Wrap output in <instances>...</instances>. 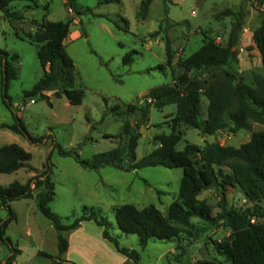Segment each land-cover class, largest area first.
<instances>
[{"label": "rangeland", "instance_id": "374dc122", "mask_svg": "<svg viewBox=\"0 0 264 264\" xmlns=\"http://www.w3.org/2000/svg\"><path fill=\"white\" fill-rule=\"evenodd\" d=\"M68 1L37 0L35 8H29L25 2H14L11 6L25 16L22 23L9 22L0 11V49L11 56H19L17 78L10 81L8 96L29 134L34 138H43L40 143L34 144L28 138L0 129V147L16 144L32 155L29 163L32 169L0 174V186L6 187L14 182L26 184L50 168L56 194L50 209L63 224L71 225L85 211L93 209L109 221V232L118 238L122 247L139 254V264H229L215 249V243L223 242L231 235L227 225L214 226L193 218L189 226L181 227L179 241L152 239L146 247L140 246L137 235H127L119 229L116 209L123 205H134L138 209L153 205L167 216L170 205L179 199L182 169L150 167L125 171L104 166L91 170L83 168L75 154L82 160L90 161L96 154L124 144L128 139L126 130L130 135H139L137 161L158 147L154 138L173 132L177 106L152 107L146 120H143L141 111L128 113L127 106H142L152 89L165 84L174 85L183 73L181 61L197 52L205 39H214L226 46L235 22L233 16L218 18L226 10L242 14L239 39L233 49L238 58V64L233 66L237 78L252 84L255 77H264L261 55L254 42V33L264 17L260 1L152 0L144 19L139 13L146 0H112L102 5L99 3L104 0H75L82 11L91 8L94 15L76 14ZM69 19L73 23L65 45L76 66L78 84L85 92L82 104L73 106L64 95L56 97L48 93L50 103L35 99L34 103L28 100L25 105L24 93L34 88L44 71L39 63L37 44L21 40L16 32L24 30L36 35L43 23ZM167 39L173 49L170 66L166 58ZM131 51H136L137 55L133 63L125 65L123 58ZM226 69L229 70V67ZM221 73L222 70H218L214 75ZM192 77L201 83L212 81V74L208 73L193 74ZM207 105L208 101L203 97L204 114ZM117 106L118 116L111 111ZM12 122V113L3 104L0 72V124ZM263 130L264 125L252 123L250 130L202 136L197 130L176 127V131L182 133L177 150L183 151L187 144L204 147L214 142L239 148L251 140L253 133ZM61 151L72 154L64 156ZM215 169L217 172L222 169L224 174L231 173L227 167ZM222 193L230 209L245 210L251 206L239 188L225 186L221 192L212 187L204 191L199 200L213 208L214 216L222 212ZM9 206L16 220L8 225L6 237L21 250L17 255L19 264H54L58 257L61 258L58 254V232L38 210L35 201L22 199L11 202ZM9 217V208L0 201V225ZM90 224L101 233V237L96 230L87 233L92 241L91 249L97 255L91 262L118 264L120 255L116 253L115 246L109 241L106 243L115 252L112 253L98 242L103 236V228L94 222ZM11 250V246L0 244V262L11 255ZM182 252L185 255L179 262L177 255ZM128 264L135 263L130 260Z\"/></svg>", "mask_w": 264, "mask_h": 264}, {"label": "trees", "instance_id": "16d2710c", "mask_svg": "<svg viewBox=\"0 0 264 264\" xmlns=\"http://www.w3.org/2000/svg\"><path fill=\"white\" fill-rule=\"evenodd\" d=\"M111 1L104 0L99 5ZM259 1L261 4L262 0ZM14 2H25L29 8L38 6L37 0H0V11L11 23L25 21L24 14L11 6ZM151 3L152 0L143 2L139 13L142 19L146 18ZM68 4L78 15L82 13L94 15L91 8L82 11L75 0H69ZM231 16L235 22L226 46L217 44L214 39H205L197 52L181 61L183 73L177 77L174 85L165 84L152 89L142 106L133 104L127 106L128 113L141 111L143 120L148 118L152 107L163 109L170 105L177 106L173 132L169 135L160 134L154 138L158 147L137 161L139 135H130L126 130L128 139L115 149L96 154L90 161L82 160L77 153L75 156L83 168L91 170H98L104 166L125 171L150 167L183 170L179 199L170 205L167 216L153 205L143 209H138L134 205H123L116 209L119 229L124 234L137 235L140 246L146 247L152 239L177 242L182 234L181 227L189 226L193 218H198L214 226L227 225L231 229V235L226 240L215 243L217 253L229 264H264V130L253 133L251 140L239 148L222 146L214 142L207 143L204 147L187 144L183 151L177 150L182 133L176 131V127L185 126L199 131L202 136H214L220 132L237 133L240 130H250L252 123L264 125V77H255L252 84H248L245 79L237 78L233 66L238 64V58L233 49L239 39L242 14L226 10L218 15V18ZM104 18L109 20L107 17ZM72 23V19L46 22L40 25V31L36 35L24 30L16 32V36L21 40L37 44L39 63L44 71L43 77L34 88L24 93L25 105L28 100L35 99L50 103L48 93H53L56 97L64 95L73 106L82 104L85 92L78 84L76 66L65 45L71 34ZM254 42L260 52L264 68V17L261 26L254 33ZM136 55V51L129 52L123 58V63L125 65L133 63ZM166 58L167 64L172 65L173 49L169 39L166 40ZM18 62V55L11 56L7 51L0 49L3 104L11 111L13 119L10 124H0V129L9 130L37 144L43 138H34L29 134L7 93L10 81L17 78ZM218 70H222L221 75H214ZM198 73L212 74V81L206 80L201 83L192 77ZM203 97L208 101L205 114L202 112ZM105 103H108L106 99ZM117 109L118 106L111 111L118 116ZM61 154L69 156L72 153L61 151ZM31 159V153L19 145L2 146L0 174H13L25 168L32 169L29 164ZM216 167H227L231 173L224 174L222 169L217 172ZM225 186L239 188L251 206L245 210L230 209L225 194L222 193L220 203L222 212L214 216L213 208L205 201L199 200V196L212 187L223 192ZM55 195V184L50 168L26 184L14 182L6 187L0 186L1 204L10 211L9 219L0 225V244L11 246L12 249L11 255L0 264H13L17 255L21 253L13 246L10 238L6 237V229L16 220V215L9 204L22 199H34L38 210L52 222L58 232L60 256L68 249V241L63 233L78 229L83 222H94L103 228L105 240L111 242L120 254L139 264V254L119 244L118 238L109 232V221L99 212L93 209L85 211L71 225L63 224L61 218L50 209ZM184 255V252L177 255L179 262Z\"/></svg>", "mask_w": 264, "mask_h": 264}, {"label": "crops", "instance_id": "0c3cea01", "mask_svg": "<svg viewBox=\"0 0 264 264\" xmlns=\"http://www.w3.org/2000/svg\"><path fill=\"white\" fill-rule=\"evenodd\" d=\"M90 223L91 222H83L78 229L67 231L64 233V237L68 241V249L63 255H61V258L58 257V259H56L54 262H56L57 264H94L91 261L92 259H94V257L96 258L97 255H95L91 249L90 244H92L91 243L92 241L88 237L87 233L96 230L97 233H99V237H101L100 236L101 233L97 228H94V226H92V224ZM98 242H100L101 244L103 243V245H105L107 249L109 248L112 251V253H115L110 248V246L106 244L108 243V241L105 240L103 236L102 238L98 239ZM115 251L118 255H120L118 256L119 257L118 264L130 263V260L127 257L120 254L117 250ZM13 264H19L18 257H16Z\"/></svg>", "mask_w": 264, "mask_h": 264}, {"label": "built area", "instance_id": "2783aa9c", "mask_svg": "<svg viewBox=\"0 0 264 264\" xmlns=\"http://www.w3.org/2000/svg\"><path fill=\"white\" fill-rule=\"evenodd\" d=\"M261 6L263 7V11H264V0H262ZM216 42V41H215ZM217 44H220V42H216ZM35 100H31V103H34Z\"/></svg>", "mask_w": 264, "mask_h": 264}]
</instances>
